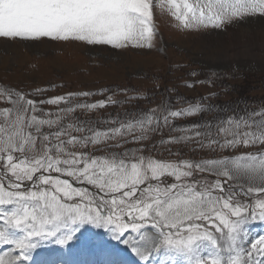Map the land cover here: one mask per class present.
I'll use <instances>...</instances> for the list:
<instances>
[{"label": "snow or ice", "instance_id": "obj_1", "mask_svg": "<svg viewBox=\"0 0 264 264\" xmlns=\"http://www.w3.org/2000/svg\"><path fill=\"white\" fill-rule=\"evenodd\" d=\"M169 3L178 27L187 30L224 32L253 21L264 26V0ZM154 7V0H0V39L143 47L155 32ZM213 78L219 74L207 77L210 83ZM196 83L203 81L186 86ZM28 95L0 90L12 105L3 109L0 126V244L9 246L0 254V264H84L73 259L77 246L98 257L87 264H127L129 251L137 264H264V234L253 237L250 232L254 221L264 223V163H242L264 157V108L233 113L218 122L215 136L194 125V137H162L160 143L169 146L171 155L183 153L182 142H194L193 151L211 154L167 160L145 156V147L131 154L127 148L112 151L122 145L107 141L133 133L136 125L140 135L131 139L143 141L148 132L171 127L170 118L189 115L192 109L170 110L169 102L148 110L152 115L147 120L121 122L101 133L87 122L65 127L59 116L45 120L23 115L92 93L40 100L26 99ZM105 103H77L58 111L67 115ZM45 124H55L57 130L45 134ZM25 129H34L35 135ZM171 145L177 146L175 152ZM253 145L260 146L256 153L220 154Z\"/></svg>", "mask_w": 264, "mask_h": 264}, {"label": "rangeland", "instance_id": "obj_2", "mask_svg": "<svg viewBox=\"0 0 264 264\" xmlns=\"http://www.w3.org/2000/svg\"><path fill=\"white\" fill-rule=\"evenodd\" d=\"M154 4L155 32L151 41H145L143 47L117 49L81 41L45 40L33 43L21 39H0V90H20L30 93L26 99L36 100L66 93L90 92L92 95L88 97L73 96L68 104H44L43 113L28 111L23 115L26 119L37 115L45 120H56L59 116L60 124L65 127L87 122L93 132L101 133L120 127L121 122L130 124L147 120L152 115L148 110L158 109L170 102V110L192 109L191 114L170 118L171 127L162 126L158 131L148 132V138L143 141L131 139L132 134L140 135V127L136 125L133 133L107 141L111 145L119 140L122 145L112 151L127 148L131 154L145 147L150 150L144 152L145 156L167 160H178L181 155L197 159L210 156L206 149L193 151L194 142L187 146L182 142L179 147L184 149L183 153L171 155L166 150L169 146L162 145L160 140L170 136L194 137V125L199 126L196 130L215 136L218 122L233 113L244 115L264 108V26L259 21H253L229 27L224 32L187 30L178 27L180 21L172 15L175 9L169 0H154ZM192 71L197 76L193 77ZM213 72L219 74V78H213L215 82L210 83L207 77ZM194 80L203 83L186 86V82ZM36 89L43 91L36 92ZM212 93L216 95H210ZM108 97L119 103L108 102ZM101 99L106 103L100 108H76L67 115L58 111L77 103L91 104ZM208 105H212L210 110ZM197 106L204 110L195 111ZM11 107L6 97L0 96V126L5 120L3 109ZM29 130L35 135L34 129H25ZM41 130L46 134L57 128L55 124L51 127L45 124ZM72 134L79 135L75 131ZM125 139L127 144L123 143ZM171 147L175 152L177 146ZM259 149V145L241 146L235 150H222L220 154L256 153ZM242 163L259 166L264 163V157ZM250 232L253 237L264 234V223L254 221ZM59 247L53 245V248ZM8 249L9 246L0 244V254ZM90 254L77 246L73 259L84 261ZM127 259L129 262L128 256Z\"/></svg>", "mask_w": 264, "mask_h": 264}, {"label": "bare ground", "instance_id": "obj_3", "mask_svg": "<svg viewBox=\"0 0 264 264\" xmlns=\"http://www.w3.org/2000/svg\"><path fill=\"white\" fill-rule=\"evenodd\" d=\"M121 247L123 248V245H121ZM4 253H6V252H4ZM127 256H128V258H129V262H128V264H137V262H136V257H135V255L133 254V253H131L130 251L129 252H127ZM128 260V259H127ZM77 261H81V262H83L82 260H77ZM85 264V263H84Z\"/></svg>", "mask_w": 264, "mask_h": 264}]
</instances>
